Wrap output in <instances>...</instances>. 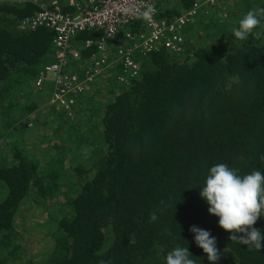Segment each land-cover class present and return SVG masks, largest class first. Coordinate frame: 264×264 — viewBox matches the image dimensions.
<instances>
[{
  "label": "trees",
  "instance_id": "trees-1",
  "mask_svg": "<svg viewBox=\"0 0 264 264\" xmlns=\"http://www.w3.org/2000/svg\"><path fill=\"white\" fill-rule=\"evenodd\" d=\"M202 1L176 0L160 8L171 19ZM220 1L227 2L214 6ZM230 1L229 22L199 14L186 29L194 45L186 60L160 49L141 57V75L129 85L109 79L124 93L102 115L91 99L88 128L50 105L43 116L50 130L41 138L49 142L48 164L40 166L22 145L0 154V264H21L15 219L25 203L46 208L58 198L63 215L55 244L39 264H165L168 251L186 244L197 264H210L195 243L193 226L215 237L221 253L216 264H264V246L259 251L231 241L200 197L216 164L238 169L241 176L264 174V19L246 40L233 36L239 27L234 22L250 9L264 8V0ZM37 9L33 3H0V109L10 131L24 129L29 119L22 121L37 112L41 96L31 84L54 52L53 33L19 28ZM96 36L74 39L84 59L92 52L82 49L84 41ZM14 110L21 119L11 116ZM65 129L76 137V131L87 132L67 141ZM67 147L77 150L72 177L63 173ZM253 227L264 234V216Z\"/></svg>",
  "mask_w": 264,
  "mask_h": 264
},
{
  "label": "built area",
  "instance_id": "built-area-1",
  "mask_svg": "<svg viewBox=\"0 0 264 264\" xmlns=\"http://www.w3.org/2000/svg\"><path fill=\"white\" fill-rule=\"evenodd\" d=\"M33 3L38 9L20 20L24 32L48 30L54 34V52L34 81L47 103L72 112L81 96L103 79H114L119 86L140 77L141 57L165 49L171 57L182 58L187 51L186 29L200 14L208 15L217 0H203L171 19L164 18L160 5L176 0H66L64 5L44 0H16ZM152 5L151 21L141 13ZM140 27L134 31L133 25ZM83 33L97 34L84 41L82 49L92 50L87 58L76 49L74 39ZM80 70V71H79Z\"/></svg>",
  "mask_w": 264,
  "mask_h": 264
},
{
  "label": "rangeland",
  "instance_id": "rangeland-1",
  "mask_svg": "<svg viewBox=\"0 0 264 264\" xmlns=\"http://www.w3.org/2000/svg\"><path fill=\"white\" fill-rule=\"evenodd\" d=\"M44 1L51 4L56 3L58 5H64L66 0H44ZM0 3L20 4L16 0H0ZM232 3L230 0H227V2L225 3L220 1V5H218L217 7H215L214 5L210 7L207 16L210 15L215 20H222L225 21L226 23L229 22L230 16L233 15L231 12ZM209 20L211 19H206L205 21L208 23ZM236 23L239 24L238 20L237 22H234V27L237 25ZM231 27L233 26L231 25ZM262 28H264V25H262ZM189 45H188L189 51H186L185 55L182 58H180L178 61L186 60L185 58L193 54L194 45L191 44L190 42ZM31 86H34V84L32 83ZM112 89H115L114 92L111 91ZM39 93H40L39 95L41 96L40 98L41 102H38L37 112H35L30 116H27L24 119V121H22L25 122V120L29 119L28 124L24 126V129L19 128V130L17 131L8 130V127L6 126L8 124V120H5L6 117L4 113L5 110H3L2 108L0 109V135L2 136V137L0 136V154L7 155L10 152L9 153L10 155L12 153L11 149L14 146L22 145L25 148H27L26 149L28 151L27 155L39 159L41 164L40 166H42L45 164V162L47 164L50 162V153L48 150L50 148L48 146L49 142H46L47 137L45 138V140H41V138L43 137V135L46 134V131L50 130L49 123L46 121L45 118H43V116L45 115V112L50 111L49 108L51 107L50 104L47 103V97H46L47 95H45L48 93L47 88L42 90V93L41 92ZM123 93L124 90L118 87L114 88L110 86L107 77V79H103L102 81L97 80L96 83L93 84L88 89L85 96L84 97L81 96V98L78 100L80 104L76 103L75 104L76 107L72 112H67V111L65 112V110L56 106L55 109L57 111L62 110L67 114V117H69L70 119L71 118L76 119L77 126L78 124H82V122H84L86 124L85 125L86 128H88L87 121L90 119L92 113L91 108L93 106L91 105V99L95 98V100H97V108H99V111H97L96 108L95 111H97L96 113H100V115H102L103 108H105V106L109 102L114 101L117 96ZM34 100L36 99L34 98L33 101ZM21 102H23V100H21ZM3 106H6L5 108H7V106L9 107L10 105L5 103L3 104ZM13 113L14 114H11L12 117L21 119L20 113H18L16 110H14ZM35 114L37 115L36 118H35ZM95 117L98 118V115ZM44 121L45 124L43 125L42 123ZM66 129L61 131L63 132V136L67 132ZM76 132L78 133L77 137L79 139L80 137L85 136L86 134L85 132L87 131H76ZM68 133L71 134L70 131L66 133L65 137L67 138V141L70 140L72 137H76L75 136L76 133H72V135H69ZM74 149H75L74 147L72 148L67 147V151L64 155V157L67 159L66 164H64L65 169L63 171V173L66 174L65 175L66 177H69L74 173L70 168L71 162L75 159V158L73 159V157L75 156L74 153H76L75 152L76 149L75 150ZM82 149L84 150L85 153L90 151L88 148L82 147L80 150ZM41 170L43 169L41 168ZM67 179H69L70 181L72 178L71 179L67 178ZM72 181L74 182V179ZM59 204L60 201L58 198L57 200L55 199L50 202H47L46 208L41 203H36L32 201H27L23 206L17 219H15V223L18 227V232L20 235L18 244H20L22 249L20 254L21 264H27L29 261H34L35 263L39 264V262L43 260L45 254L51 251L52 247L55 244L54 237L57 230V224H58L57 222L60 216L63 215L62 208Z\"/></svg>",
  "mask_w": 264,
  "mask_h": 264
},
{
  "label": "clouds",
  "instance_id": "clouds-1",
  "mask_svg": "<svg viewBox=\"0 0 264 264\" xmlns=\"http://www.w3.org/2000/svg\"><path fill=\"white\" fill-rule=\"evenodd\" d=\"M154 13V6L148 5L139 15L151 21ZM262 19L264 8L250 9L240 19L239 27L233 30V36L241 41L246 40L261 24ZM260 160L264 161V156ZM200 197L209 205V214L219 218V227L231 233V241L261 250L264 246V234L253 227L264 216V174L261 171L255 170L241 176L238 169L229 168L224 163L216 164L209 170ZM156 219V214L151 213L150 221ZM190 231L210 264H216L221 253L216 247L215 237L196 226L191 227ZM164 259L165 264H197V259L190 254L187 244L177 245L167 252Z\"/></svg>",
  "mask_w": 264,
  "mask_h": 264
},
{
  "label": "crops",
  "instance_id": "crops-1",
  "mask_svg": "<svg viewBox=\"0 0 264 264\" xmlns=\"http://www.w3.org/2000/svg\"><path fill=\"white\" fill-rule=\"evenodd\" d=\"M46 95V94H45ZM45 97V96H44ZM47 97V96H46Z\"/></svg>",
  "mask_w": 264,
  "mask_h": 264
}]
</instances>
